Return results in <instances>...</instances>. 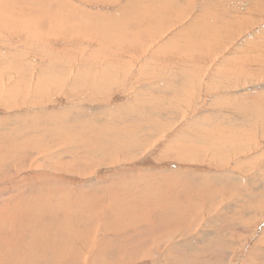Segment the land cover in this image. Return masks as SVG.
I'll use <instances>...</instances> for the list:
<instances>
[{
	"label": "rangeland",
	"instance_id": "374dc122",
	"mask_svg": "<svg viewBox=\"0 0 264 264\" xmlns=\"http://www.w3.org/2000/svg\"><path fill=\"white\" fill-rule=\"evenodd\" d=\"M104 68L117 77L106 79ZM170 76L180 94L147 103L143 86ZM257 85L264 87V0H0V126L10 129H0V264H264L255 256L264 248V186L245 184L251 172L264 180ZM238 95L257 98L259 112L241 125L216 121L219 111L236 117ZM134 99L179 111L163 106L120 128L109 124L110 110ZM110 103L101 110L108 123L96 109ZM45 113L47 132L29 133ZM225 172L229 181L208 175ZM119 225L127 237L111 231ZM103 235L111 240L92 254ZM164 240L187 243L169 255Z\"/></svg>",
	"mask_w": 264,
	"mask_h": 264
},
{
	"label": "bare ground",
	"instance_id": "6f19581e",
	"mask_svg": "<svg viewBox=\"0 0 264 264\" xmlns=\"http://www.w3.org/2000/svg\"><path fill=\"white\" fill-rule=\"evenodd\" d=\"M150 3V2H149ZM239 4V3H238ZM261 29V28H260ZM255 34V33H254ZM9 47V46H8ZM7 55V54H6ZM191 55V54H190ZM179 59V58H178ZM171 62V61H170ZM173 62V61H172ZM175 62H177V61H175ZM185 62V61H184ZM158 63V62H157ZM186 63V62H185ZM162 64H163V62H162ZM84 65V64H83ZM170 65H173V64H170ZM161 67H162V65H160ZM176 66V65H175ZM181 66V65H180ZM160 67V68H161ZM167 67V66H166ZM174 67V66H173ZM183 67V66H182ZM163 68V67H162ZM168 68V67H167ZM170 68V67H169ZM169 68H168V71H169V74H172L173 73V71L172 70H169ZM171 69H172V67H171ZM180 69H181V67H180ZM104 70V71H103ZM160 70H163V69H158L157 68V72H159ZM167 70V69H166ZM141 71H143V70H141ZM170 71H172L171 73H170ZM102 73H105V75H103V76H105V78L106 79H112V77H117V75H116V73H115V69L113 68L112 70H108L107 68H104V69H102V71H101ZM100 72V73H101ZM139 72V71H138ZM176 72L178 73V74H180L179 72H181L180 70H179V72L176 70ZM222 72V71H221ZM252 73V72H251ZM232 74V73H231ZM244 74V73H243ZM246 74V73H245ZM254 74V73H253ZM151 75H153V74H151ZM159 76H161V73H160V75ZM177 76H179V77H182V76H180V75H177ZM188 76V75H187ZM165 77H166V75H165ZM171 77V76H170ZM176 77V76H175ZM258 77V76H257ZM103 78V77H102ZM105 78H103V79H105ZM174 78V77H173ZM8 79H9V77H8ZM167 79H168V76H167ZM171 79H172V77H171ZM175 79H179V78H175ZM252 80V79H251ZM12 81H14V80H12ZM102 81V80H101ZM116 81V80H115ZM115 81H113V82H115ZM159 81H160V83H159ZM223 81V80H222ZM254 81V80H253ZM155 83H153V85L152 86H143L144 88H149L147 91H142L141 93L143 94V99H145V101H147V103L149 102V101H151L150 99L151 98H153L154 96L153 95H155V94H162L163 96H165V97H168L169 98V96L172 94V95H179L180 94V88L177 90V86H178V84H180L181 83V81L179 82V81H173V79H172V81H167V82H165V80H161V79H158V81L156 80V81H154ZM229 82V81H228ZM110 83V82H109ZM15 84L16 83H13L12 82V84L11 85H13V87H15ZM228 84V83H227ZM226 84V85H227ZM233 84V83H232ZM235 84V83H234ZM249 84V83H248ZM252 84V83H251ZM10 85V86H11ZM142 85V84H141ZM6 86V85H5ZM9 86V87H10ZM97 86H99V85H97ZM134 86V85H133ZM181 86V85H180ZM179 86V87H180ZM236 86V85H235ZM129 87H132V86H129ZM141 87V86H140ZM107 88V87H106ZM105 88V89H106ZM230 88V86L229 87H227L226 89L228 90ZM253 87L251 86V87H248V89H252ZM254 88H256L257 89V91H262L263 89H264V87L262 86H260V85H257V86H255ZM170 89H172V90H170ZM224 89V88H223ZM225 90V89H224ZM95 91V90H94ZM137 91V90H136ZM241 91V90H240ZM18 92V89L16 90V93ZM138 92H140V91H138ZM177 93V94H176ZM227 93V92H226ZM34 94V93H33ZM134 94V93H133ZM137 95V94H136ZM252 95V94H251ZM257 95V94H256ZM11 96V95H10ZM239 97L236 99V101H240V100H242V102H241V104H239V105H237V107L234 109V112L232 113V114H235L236 115V117H234L233 115H228V114H226L225 113V111L224 112H215L214 114H212V115H214L213 117H214V119H216V121L218 120V118H222V119H226L227 118V120H230V118L232 119V121H234V124H235V120L238 122V119H239V122H238V124L240 123V125H241V123H243V124H245L244 122L245 121H249L250 120V118L253 116V115H255L256 113H258L259 112V109H258V104H259V102L257 101L258 99L257 98H251V97H248V95H245V96H242V95H238ZM141 98V97H140ZM261 98H262V96H261ZM135 100V102L137 103V104H133V102H127L128 103V105L126 104V105H122L123 107H118V108H113L112 110H113V112L110 110L111 109V107H112V104H111V106H108V107H100V108H97L96 109V112H98L97 110H99V113L102 115L101 116V120H103V121H105V122H108L107 120H105V116H104V114L102 113V111L103 110H105V109H107V110H110V112H111V114H112V116H113V122H108L109 124H111V125H113L115 128L116 127H118V125L119 126H121L122 124H124L125 125V122L126 121H132V120H136L137 118L136 117H138L139 116V114H142L144 111H146V114L148 115V116H146V118H149L150 116H152V115H155V113H156V109L159 107L160 109H158V111H161L162 112V109L161 108H163V106H164V108H166L165 110H168V112H166V113H168L169 115L171 114V112H172V114H173V112L174 111H177L178 110V108L176 107V108H174L171 104V106H166L165 104H163V100H155V99H153L152 100V102L153 103H151V104H149L148 105V108L147 109H144V108H142L141 107V103L139 104V101L141 100H139L138 101V99H134ZM138 102H137V101ZM172 100H174V99H171V102H172ZM261 100V99H260ZM133 101V100H132ZM166 101V100H165ZM143 102V101H142ZM156 102V103H155ZM174 102L176 103L177 102V99L176 100H174ZM129 103H131V104H129ZM146 103V104H147ZM2 104H5V103H2ZM133 105H136V107H134ZM5 106V105H4ZM70 107V106H69ZM84 108V105H80L79 106V108L77 109V110H80L81 112L83 111V108ZM99 107V106H98ZM156 107V108H155ZM228 107V106H227ZM229 108V107H228ZM230 109V108H229ZM73 110V109H72ZM71 110V111H72ZM85 110V109H84ZM102 110V111H101ZM172 110V111H171ZM40 111V110H39ZM47 111V110H46ZM93 111V110H92ZM154 111H155V113H154ZM179 111V110H178ZM177 111V112H178ZM37 112V111H36ZM44 112V111H43ZM94 112V111H93ZM92 112V113H93ZM237 112V113H236ZM18 114V113H17ZM95 114V113H94ZM156 114H158V113H156ZM159 114H160V112H159ZM163 114H164V112H163ZM11 115V114H10ZM38 116H41L42 118L44 117L43 116V114H37ZM45 115V117H44V119H42L41 117H38V119H33V120H35L34 121V123L33 122H31V123H33L34 125L35 124H37V122H38V125L36 126V127H28V132L29 133H33V134H36V132L37 131H39V132H42V133H46L47 132V130H48V128H47V126L46 125H48L47 123H46V121H45V119L47 118V120H48V114L47 113H45L44 114ZM150 115V116H149ZM161 115V114H160ZM205 115V114H204ZM141 116V115H140ZM163 116V115H162ZM165 116V115H164ZM163 116V117H164ZM201 116V115H200ZM161 117V116H160ZM162 117V118H163ZM11 118H12V116H11ZM32 118V117H31ZM198 118H199V116H198ZM201 118V117H200ZM199 118V119H200ZM237 118V119H236ZM96 119V117L95 118H93V120H95ZM214 119H212V120H214ZM89 120H91V119H89ZM204 120V119H203ZM205 120H207V118L205 119ZM241 120V121H240ZM252 120V119H251ZM102 121V122H103ZM156 121H157V119H156ZM198 123H199V121L200 120H196ZM196 121H194V122H196ZM14 122H15V119H14ZM92 122V121H91ZM97 122H100V121H97ZM193 121H190V124H192V126H193V123H192ZM200 122H202V121H200ZM221 122V121H220ZM6 123H8V120H7V122ZM30 123V122H29ZM96 123V122H95ZM211 124H209V125H214V124H216V122L214 123V122H210ZM129 124V123H128ZM128 124H127V126H128ZM152 124H154V123H152ZM159 124V123H158ZM185 124H188V121L187 122H185L184 124H183V127L185 126ZM218 124V123H217ZM260 124V123H259ZM105 125V124H104ZM130 125V124H129ZM203 125V124H202ZM237 125V124H236ZM7 126V127H6ZM6 126H0V129H4L5 128V130L6 129H8L9 131H10V129L8 128V124L6 125ZM30 126H32V125H30ZM144 126V125H143ZM146 126V125H145ZM10 128H12V127H10ZM118 128H120V127H118ZM124 128V127H123ZM197 128V127H196ZM113 129V128H112ZM127 129H131V126H129ZM126 129V130H127ZM146 129V128H145ZM144 129V130H145ZM202 129V128H201ZM97 130V129H96ZM101 130H102V128H101ZM105 130V129H104ZM119 130H121V129H119ZM132 130V129H131ZM14 131V130H13ZM13 131H11V132H13ZM111 131V130H110ZM114 131V130H113ZM154 131V130H153ZM198 131V130H197ZM242 131V130H241ZM90 132H92V131H90ZM116 132H118V131H116ZM123 132V131H122ZM126 132H128V131H126ZM148 132V131H147ZM152 132V131H151ZM216 132V131H215ZM9 133V132H8ZM16 133V132H15ZM96 133H97V131H96ZM41 134V133H40ZM91 134H93V133H91ZM112 134V133H111ZM146 134V133H145ZM202 134V133H201ZM217 134V133H216ZM25 135H27V133L25 134ZM48 135V134H47ZM108 135V134H107ZM120 135V134H119ZM198 135V134H197ZM13 137L11 138V146H9V150H12V151H14L15 150V148H14V143H17V140H18V138H19V136H22V134L20 135V132H17L16 134H14V135H12ZM92 136V135H91ZM99 137H100V135H98ZM106 136V135H105ZM118 136V135H117ZM140 136V135H139ZM200 136V135H199ZM214 136H215V134H214ZM48 137V136H47ZM46 137V138H47ZM141 137V139H136L135 138V140H133V141H136V143L138 144V147L136 148L137 150H138V152L142 149V144H141V147H140V143L141 142H143V140H144V138H142V136H140ZM225 137V136H224ZM229 137V136H228ZM21 138V137H20ZM116 138V137H115ZM232 138V137H231ZM99 139V138H98ZM117 139V138H116ZM119 139V138H118ZM124 139V138H123ZM212 139H214V138H212ZM211 139V140H212ZM6 141H7V139H5ZM9 140H10V138H9ZM46 140V139H45ZM121 140V139H120ZM130 140H132V139H130ZM129 140V141H130ZM145 140H147V138L145 137ZM222 140V139H221ZM220 140V141H221ZM236 140V139H235ZM16 141V142H15ZM35 141V140H34ZM50 141V140H49ZM78 141V140H77ZM92 141V140H91ZM125 141V140H124ZM153 141V140H152ZM226 141V140H225ZM228 141V140H227ZM229 141H231L230 139H229ZM233 141V140H232ZM8 142V141H7ZM36 142V141H35ZM79 142V141H78ZM217 142H219V141H217ZM236 142H238V141H236ZM48 143V142H47ZM51 143V142H50ZM246 143V142H245ZM7 143H5V145H6ZM8 144H9V142H8ZM7 144V145H8ZM91 144V143H90ZM242 144V143H241ZM247 144V143H246ZM245 144V145H246ZM256 144V143H255ZM13 145V146H12ZM39 145V144H38ZM76 145L78 146V144L76 143ZM82 145V144H81ZM102 145H103V143L101 144V146H100V152H101V155H102V153L103 152H106L107 150L106 149H103L104 147H102ZM151 145V144H150ZM215 145V144H214ZM217 145H219V143L217 144ZM221 145V144H220ZM236 145V148L237 147H239L238 146V144H235ZM253 145V144H252ZM1 146V145H0ZM4 146V145H3ZM73 146V145H72ZM144 147L146 146V145H143ZM207 146V145H206ZM208 146H210V145H208ZM213 146V145H212ZM224 146H226V145H224ZM249 146V145H248ZM254 146H256V145H254ZM258 146V145H257ZM27 147V146H26ZM31 147V146H30ZM218 147V146H217ZM230 147V146H229ZM241 147V146H240ZM80 149H86L85 148V146L84 145H82V146H80L79 147ZM206 148V147H205ZM221 148V147H220ZM245 148H246V146H245ZM247 148H249V147H247ZM253 148V147H252ZM259 148V147H258ZM23 149H24V147H23ZM26 149V148H25ZM68 149H71V148H68ZM79 149V150H80ZM102 149H103V151H102ZM233 149V148H232ZM242 149V148H241ZM250 149V148H249ZM255 149H257V148H255ZM6 150V149H5ZM47 150V149H46ZM73 150V149H72ZM226 150V149H225ZM224 150V151H225ZM229 150V149H228ZM240 150V149H239ZM247 150V149H246ZM1 151V150H0ZM16 151V150H15ZM14 151V152H15ZM76 151V150H75ZM89 149L88 150H86V152L85 153H83L82 154V157L83 156H87L88 154H90L89 152ZM221 151H222V149H221ZM245 151V150H244ZM256 152H257V150H255ZM5 152V151H4ZM21 152V151H20ZM94 152L95 153H97V150L95 149L94 150ZM220 152V151H219ZM237 152V151H236ZM2 153V152H1ZM9 153V152H8ZM246 153H247V151H246ZM251 153H254V152H252V151H249V153H248V155L250 156L249 157V159H247V160H249V161H251V160H256L257 159V157H255L256 156V154H254V155H251ZM53 154V153H52ZM92 154H94V153H92ZM6 155V154H5ZM55 155V154H54ZM46 157V156H45ZM60 157V156H59ZM246 157V156H245ZM252 157V159H250ZM241 158H242V156H241ZM259 158V157H258ZM3 159V158H2ZM81 159V158H80ZM232 159V158H231ZM237 160V159H236ZM111 161V160H110ZM73 162V161H72ZM115 162V161H114ZM252 162V161H251ZM255 162V161H254ZM256 165H259V160H256ZM254 163V164H255ZM262 163H263V161H262ZM31 164V163H30ZM77 164V163H76ZM82 164V163H81ZM239 164V163H238ZM249 164H252V163H249ZM245 165V164H244ZM253 165V164H252ZM11 166V165H10ZM251 166V165H250ZM246 168H249L248 170L249 171H251V170H253L252 168L253 167H248V166H245ZM21 168V167H20ZM31 168V167H30ZM245 168V169H246ZM29 169V168H28ZM264 170V169H263ZM262 170V171H263ZM51 171V170H50ZM54 171V170H53ZM3 172V171H2ZM66 172V171H65ZM68 172V171H67ZM126 172V171H125ZM261 173V172H260ZM258 171L257 172H251L250 174H248V178H247V181L245 182V184L246 183H251V184H253V185H257V187H256V189H258L259 190V188L260 187H262V186H264V180H262V177H261V174H260ZM264 173V172H263ZM204 175H206V174H204ZM208 175H220L221 177H222V179L223 180H225L226 178H227V181H229V178H230V175H228V173L227 172H225V173H220V174H214V173H212V174H208ZM234 175V174H233ZM264 175V174H263ZM262 175V176H263ZM42 176V175H41ZM166 175H164V177H165ZM264 177V176H263ZM21 181V180H20ZM226 181V182H227ZM154 182L155 181H153V184H154ZM157 182H158V180H157ZM1 183V182H0ZM256 183V184H255ZM161 184V183H160ZM159 184V185H160ZM162 184H164V183H162ZM10 185H11V183H10ZM44 185V184H43ZM48 185V184H47ZM143 185V184H142ZM146 185V184H145ZM159 185H157V186H159ZM171 185V184H170ZM163 186V185H162ZM174 186V185H173ZM101 187V186H100ZM164 187V186H163ZM247 188V187H246ZM156 189V188H155ZM264 189V188H263ZM162 191H163V189H161ZM262 191V190H261ZM261 191H259V193H262ZM153 192V191H152ZM252 193V196H259L257 193H253V192H251ZM148 194H146V196H147ZM151 195V194H150ZM153 195V194H152ZM240 195H242V194H240ZM132 196V195H131ZM145 196V197H146ZM262 196V195H261ZM153 197V196H152ZM155 197V196H154ZM164 197V196H163ZM149 199V198H148ZM159 199V198H158ZM247 199H250L249 197L247 198ZM237 200H238V198H237ZM238 202H241L240 200L238 201ZM149 203V202H148ZM115 204V203H114ZM253 204V203H252ZM120 205V204H119ZM247 205V204H246ZM64 206V205H63ZM160 207L158 208V209H161V211H160V215H166V214H164V211L166 210V209H164L163 207H161V205H159ZM238 206V205H237ZM108 207V206H107ZM249 207V206H248ZM156 208V207H155ZM110 210H108V211H113L114 209H116L115 207L114 208H109ZM150 209V208H149ZM127 210V209H126ZM147 210H148V208H147ZM151 210V209H150ZM242 210V209H241ZM239 211V210H238ZM74 212V211H73ZM123 212V211H122ZM131 212V211H130ZM71 213V212H70ZM109 213H111V212H109ZM115 213V212H114ZM157 213V212H156ZM107 214H108V212H107ZM132 214H134V212L132 213ZM174 214V211L173 210H170V213L168 214V215H170L171 217H172V215ZM100 215V214H99ZM109 215V214H108ZM150 215V214H149ZM158 215V214H157ZM110 216V215H109ZM119 216H120V214H119ZM123 216V215H122ZM141 216V215H140ZM139 216V217H140ZM146 216H147V214H146ZM56 217V216H55ZM70 217V216H69ZM149 217V216H148ZM109 218V217H108ZM128 218V217H127ZM174 218V217H173ZM112 219V218H111ZM135 219V218H134ZM175 219V218H174ZM131 220V219H130ZM122 221V220H121ZM139 221V220H138ZM142 221V220H141ZM179 222H181V221H183V220H178ZM177 221V219H175V222H178ZM111 222V221H110ZM131 222V221H130ZM209 222V221H208ZM128 223V222H127ZM126 222H125V224H127ZM110 225V224H109ZM132 225V224H131ZM240 227V226H239ZM109 228V227H108ZM120 228H121V226L119 225V226H116V227H114V228H112L111 229V231L112 232H114L115 233V235H116V233L118 234V233H123V232H120ZM127 227H125V229H126ZM171 228V227H170ZM110 230V229H109ZM122 230V229H121ZM134 230V229H133ZM80 232H82L81 230H80ZM83 232H84V229H83ZM134 232V231H133ZM108 233H110V232H108ZM206 233V232H205ZM81 234V233H80ZM208 234L210 235V233L208 232ZM109 235V234H108ZM108 235H103L102 236V238H100L99 239V237H98V239L96 238V239H94V244L92 245V247L91 246H89L90 248H92V250H91V252H92V254L93 253H95L97 250H99L98 252H103V250H102V248H99L100 246H102V243H104V242H106V240L108 241V239H110L111 240V238L110 237H107ZM118 235H120V234H118ZM122 235V234H121ZM123 235H124V237H127L126 236V232L125 233H123ZM129 235V234H128ZM209 235H205L204 234V236H209ZM72 236V235H71ZM110 236V235H109ZM114 236V235H113ZM79 237V236H78ZM77 237V238H78ZM212 237H213V235H212ZM102 239H105L104 241L102 240ZM120 239V238H119ZM195 239V238H194ZM205 239H207V238H205ZM114 240V239H113ZM169 240H170V237H169ZM209 240V239H208ZM120 241H121V239H120ZM187 241H188V239H187ZM187 241L186 242H180V243H178V244H172L170 241V243L168 244L167 242H168V240H164V243H167L168 244V246H164L162 243L163 242H161V244H162V246H164V247H166L165 248V250H167V251H165L164 253H168L169 255L171 254V253H173L174 254V252H172L171 250H173V249H177V247H178V245H179V248H180V246H184V244H186L187 243ZM189 241H190V239H189ZM188 241V243H187V245L188 244H191V241L189 242ZM195 241V240H194ZM201 241V240H200ZM204 240L202 239V242H203ZM256 241H258V240H256ZM196 242V241H195ZM206 242V241H205ZM209 243V242H208ZM108 243H106V245H107ZM166 244V245H167ZM194 244V243H193ZM203 244H204V242H203ZM233 244H236V242H234ZM186 245V246H187ZM150 246V245H149ZM158 247V246H157ZM161 247V246H160ZM188 247H191V246H188ZM163 248V247H162ZM160 249V248H159ZM158 249V250H159ZM254 249V251H252L253 253L255 252V248H253ZM112 249L111 248H109V250H106V251H104V253H106V254H108V253H111L112 251H111ZM252 250V249H251ZM150 251H152V249H150ZM250 251V250H249ZM162 252V251H161ZM127 254V253H126ZM150 254H151V252H150ZM234 254V253H233ZM250 254V255H249ZM249 256H251V252L249 253L248 252V257ZM255 256H257L256 257V259H259L258 261H260V260H262V259H264V248H262L261 250L259 249V251L257 250V255H255ZM254 257V256H253ZM51 258V257H50ZM255 258V257H254ZM157 259H158V256H157ZM156 259V260H157ZM186 259V258H185ZM125 261V260H124ZM154 261H155V259H154ZM159 261V260H158ZM252 262H254V260H252Z\"/></svg>",
	"mask_w": 264,
	"mask_h": 264
}]
</instances>
